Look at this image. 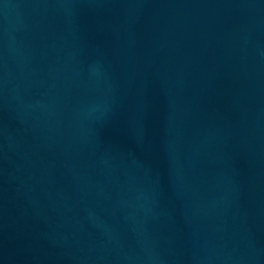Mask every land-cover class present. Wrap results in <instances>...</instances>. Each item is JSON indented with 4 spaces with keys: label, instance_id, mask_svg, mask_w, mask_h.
Returning <instances> with one entry per match:
<instances>
[{
    "label": "water",
    "instance_id": "1",
    "mask_svg": "<svg viewBox=\"0 0 264 264\" xmlns=\"http://www.w3.org/2000/svg\"><path fill=\"white\" fill-rule=\"evenodd\" d=\"M0 264H264V0H0Z\"/></svg>",
    "mask_w": 264,
    "mask_h": 264
}]
</instances>
